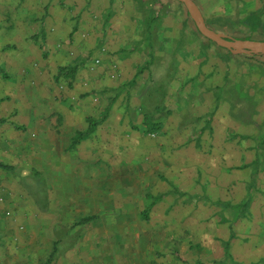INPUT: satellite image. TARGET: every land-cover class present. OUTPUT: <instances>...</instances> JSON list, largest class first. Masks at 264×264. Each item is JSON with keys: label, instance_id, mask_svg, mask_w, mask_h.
I'll return each mask as SVG.
<instances>
[{"label": "rangeland", "instance_id": "obj_1", "mask_svg": "<svg viewBox=\"0 0 264 264\" xmlns=\"http://www.w3.org/2000/svg\"><path fill=\"white\" fill-rule=\"evenodd\" d=\"M25 1L0 0V264H264V58L205 39L175 0L20 24ZM193 1L214 32L264 41L253 0ZM72 179L96 198L70 205Z\"/></svg>", "mask_w": 264, "mask_h": 264}, {"label": "crops", "instance_id": "obj_2", "mask_svg": "<svg viewBox=\"0 0 264 264\" xmlns=\"http://www.w3.org/2000/svg\"><path fill=\"white\" fill-rule=\"evenodd\" d=\"M123 1H125V2H123ZM112 3H113V6H112ZM15 4H16L15 14L21 16V17H16L20 24H28V23L30 24L36 18L41 17V16L45 17L44 21L48 24H51L52 22H57V23L62 22L63 17H127V15L129 13H131L130 11L134 10V0H116L115 2H113V0H26L24 3H16L15 2ZM62 4H63V6H62ZM251 4L253 6H257V7L254 8L255 10H252L250 13L261 12V14H264V0H258L257 2H256V0H253V1H251ZM60 6L62 7V9ZM86 6H88L87 10L85 9ZM63 8L66 9L65 10L66 12L64 11ZM69 8L75 9V10L71 14H69L68 13ZM28 14H30V15L32 14L31 16H37L38 15V17H26V16H30ZM24 15H25V17H22ZM53 18H55V19L53 20ZM125 30L130 35V37H132V39L133 38L136 39V36H134V35L136 34L137 31L132 30V28H130V27L126 28ZM261 30L264 31V17H261L260 25L255 32L261 31ZM255 32H252V33H255ZM234 55L239 56V54H234ZM247 56H250V57L256 58V59L257 58H259V59L264 58V56H254V55H247ZM223 82L224 81H222V83ZM256 94H259V92H257ZM66 118H67L68 122H71V120L74 117H73L72 113H68L66 115ZM214 119H215V123H216L215 126H217V127L221 128L223 124L227 128L230 126L229 125L230 121H229L228 117L222 118L221 115H216L214 117ZM218 121H220V122H218ZM228 121H229V123H227ZM68 130H69L70 134L67 135L68 136L67 141L66 142L61 141L62 149L66 146V144H68V138L70 137V135H72V133L74 131L73 127H68ZM91 136L94 138L95 133L91 132L89 135H87V137L83 138L78 143H76V154L81 159L83 158V155H84V149L86 147L85 144H87V142H89ZM74 163L77 164V161L73 162L72 166L75 165ZM82 181H81V179H72V182H71L72 187L70 189L66 190L65 194L68 195L66 197L69 199L70 205H77L78 199L93 200L96 198V195L93 194V192H92L93 188L83 186ZM256 216L260 218L261 225H263L264 224L263 223L264 222V210L257 213ZM263 243L264 242H261V241H260V243L253 241V245L250 246L252 248V252H253L252 255H254L257 258V260L260 258V261H261L262 256H264V254H262V253H264ZM255 247L257 249H255ZM246 248H247V246L245 245V247L243 249H246ZM257 250L260 253L256 254ZM239 251H240V249H239ZM241 258H244V257L241 256ZM244 262H249V261L244 260Z\"/></svg>", "mask_w": 264, "mask_h": 264}, {"label": "water", "instance_id": "obj_3", "mask_svg": "<svg viewBox=\"0 0 264 264\" xmlns=\"http://www.w3.org/2000/svg\"><path fill=\"white\" fill-rule=\"evenodd\" d=\"M184 6V10L193 20L198 32L205 39L213 42L216 46L225 49L233 54L264 55V42L261 41H242L230 42L226 36L211 30L199 11V7L193 0H175Z\"/></svg>", "mask_w": 264, "mask_h": 264}, {"label": "trees", "instance_id": "obj_4", "mask_svg": "<svg viewBox=\"0 0 264 264\" xmlns=\"http://www.w3.org/2000/svg\"><path fill=\"white\" fill-rule=\"evenodd\" d=\"M260 22H261V17H246V24L250 28L251 32H255L258 29ZM226 39H227V41H230V42L251 41L250 39L237 40V39H233L230 37H226ZM261 42H264V41H261ZM254 56H264V55H254ZM144 126L146 127L148 134L153 133L155 131V128H156L155 125L153 123L149 122L147 118H145V120H144ZM92 129H93L92 124H90V126L88 127V129L85 132L79 133V135H77L78 138H76L75 143H78L80 140L85 138L86 135H89L92 132ZM0 168L9 169L10 167L0 163ZM86 221L87 220H84L83 222H86Z\"/></svg>", "mask_w": 264, "mask_h": 264}]
</instances>
